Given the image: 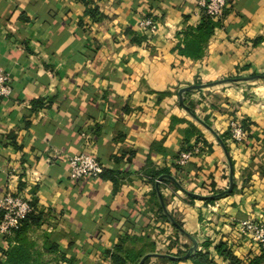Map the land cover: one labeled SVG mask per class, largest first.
I'll return each instance as SVG.
<instances>
[{"label":"crops","instance_id":"obj_1","mask_svg":"<svg viewBox=\"0 0 264 264\" xmlns=\"http://www.w3.org/2000/svg\"><path fill=\"white\" fill-rule=\"evenodd\" d=\"M203 19L194 0H0V198L42 213L39 251L58 264H229L220 243L260 257L235 223L264 217V0H229L203 54H183ZM232 77L257 81L252 95L217 85ZM231 118L252 123L244 146L224 139ZM84 151L113 179H71ZM10 246L0 235V262Z\"/></svg>","mask_w":264,"mask_h":264},{"label":"built area","instance_id":"obj_2","mask_svg":"<svg viewBox=\"0 0 264 264\" xmlns=\"http://www.w3.org/2000/svg\"><path fill=\"white\" fill-rule=\"evenodd\" d=\"M195 4L203 11L204 16H208L213 21H221L225 15L229 0H194ZM140 29H150L155 31V22L148 17H144L140 24ZM12 95L11 79L3 68H0V98H9ZM233 139L243 140L247 136L239 122L232 123ZM190 154H183L181 165H185L190 160ZM2 167L0 166V170ZM107 170V166L102 163L93 153L81 152L69 159V176L73 180L86 178L98 179ZM211 208V206H209ZM34 210L28 198L7 193L0 198V235L12 237L14 232L21 226L22 221ZM235 229L240 236L257 247L259 256L264 253V217L249 218L239 220L235 223Z\"/></svg>","mask_w":264,"mask_h":264},{"label":"trees","instance_id":"obj_3","mask_svg":"<svg viewBox=\"0 0 264 264\" xmlns=\"http://www.w3.org/2000/svg\"><path fill=\"white\" fill-rule=\"evenodd\" d=\"M221 25V21L215 22L208 16H204L203 23L201 26L197 27L194 31L190 32L188 35L189 40L182 50L183 54H189L191 56H201L204 52L203 43L207 42L209 37L212 35L213 30L216 27ZM245 133L251 134L252 123L249 119H243L240 122ZM249 126V127H248ZM224 139L226 140L229 137V133L225 135ZM112 172L106 170L101 178L113 179L111 175ZM166 177V183L169 182L171 186L177 187L174 180L171 178L170 172L166 170L155 171L151 174V177L158 179L160 176ZM211 201V199L209 200ZM210 203V202H209ZM162 212V208L160 209ZM166 217V216H165ZM173 224L176 228L181 227V223L178 220L173 219ZM44 225V218L42 213L31 214L25 218L18 230H16L12 237H6L11 243L10 248L7 251H3L5 260L1 261L0 264H44L42 262L44 254H52L56 251V247L49 245L45 248V252L35 250L34 244L29 239V233L35 229L42 228ZM48 252V253H47ZM217 254L222 257L225 261H228L229 264H241V261L237 259L232 252L225 246V244L220 243L216 247ZM139 254L131 252L127 256L121 257L117 254L112 255L113 264H127L128 262L137 264L139 259ZM140 257H142L140 255ZM191 260L194 264H217L214 260L210 259L209 251H197L192 257ZM255 264L264 263V253L260 255L259 258L255 259ZM254 263V262H253Z\"/></svg>","mask_w":264,"mask_h":264},{"label":"rangeland","instance_id":"obj_4","mask_svg":"<svg viewBox=\"0 0 264 264\" xmlns=\"http://www.w3.org/2000/svg\"><path fill=\"white\" fill-rule=\"evenodd\" d=\"M242 78H244V77H232V78H230L232 80H230V79H228L229 81L222 80V81L217 82V85L233 84V85L239 86L243 89V92H244L243 95H245V98L247 99L248 96L252 95L251 93H248V90H250V88L254 85L253 82H257V81H255L254 79L253 80H244ZM263 80H264V78H263ZM234 122L237 123V121H234V119L231 118L229 130L227 132V133H229V137L227 139L230 138L231 140H233V142L240 144V145L242 144L244 146V143H246V141H247V136L245 138H243V140H241V141H237V140L233 139L232 123H234ZM247 146H249V145H247ZM37 231L38 230L35 229L34 231H31L29 233V239L34 244L35 250H39V244L42 241V236H43L42 232L40 233ZM42 262L44 264H58L57 263L58 257H54L53 255L50 256L49 254H44Z\"/></svg>","mask_w":264,"mask_h":264},{"label":"water","instance_id":"obj_5","mask_svg":"<svg viewBox=\"0 0 264 264\" xmlns=\"http://www.w3.org/2000/svg\"><path fill=\"white\" fill-rule=\"evenodd\" d=\"M216 197H218V196H215V197H213V198H216ZM202 199H211V198H202ZM144 260H145V259H144ZM144 260H143V262H142L141 264L144 263Z\"/></svg>","mask_w":264,"mask_h":264}]
</instances>
